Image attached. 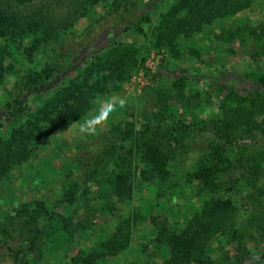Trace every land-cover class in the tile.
I'll use <instances>...</instances> for the list:
<instances>
[{
    "label": "trees",
    "instance_id": "trees-1",
    "mask_svg": "<svg viewBox=\"0 0 264 264\" xmlns=\"http://www.w3.org/2000/svg\"><path fill=\"white\" fill-rule=\"evenodd\" d=\"M4 1L0 0V182L15 166L36 157L53 132H64L82 120L93 101L120 88L134 70L152 82L162 79L168 72L165 65L154 74L146 66L156 47L179 59L181 41L238 16L258 0H176L159 14L156 35L144 27L151 25L164 0H13L6 6ZM97 5L106 11L89 14ZM126 15L136 22L125 25ZM83 19H88L87 26L77 30ZM241 24L227 35L208 31L209 41L217 44L237 39L243 55L256 65L242 75L250 88L239 91L235 83L219 87L218 115L188 125L175 120L167 107L156 116L161 121L155 125L138 126L133 115L130 121L109 119L106 130L98 131L102 150L97 154L96 145H85L84 158H91L92 164L83 157H58L63 177H51L59 176L62 192L57 205L67 214L52 210L39 186H30L26 199H12L5 211L0 209L2 220L28 214L43 223L39 249L32 254L30 248L32 259L23 264H105L120 255L129 258L128 264H139L149 246L135 247L138 218L133 207L114 219L112 232L95 233L87 215L104 213L101 201H130L134 170L140 169L142 182L156 193L159 184L171 183L177 152L192 153L197 136L206 138V151L186 172L184 182L190 190L187 200L202 204V209L182 221L173 217L171 224L152 218L148 243L160 253V262L141 264H256L248 244L264 245V70L257 65L264 54V29ZM130 34L136 36L133 43L125 41ZM196 51L189 54L198 58ZM58 158L50 159L55 163ZM48 169L57 171L56 166ZM93 184L98 185L95 192ZM172 188L179 196L178 185ZM177 198L184 201L182 195ZM79 232L95 236L90 250L77 249ZM17 258L15 254V262Z\"/></svg>",
    "mask_w": 264,
    "mask_h": 264
},
{
    "label": "rangeland",
    "instance_id": "rangeland-1",
    "mask_svg": "<svg viewBox=\"0 0 264 264\" xmlns=\"http://www.w3.org/2000/svg\"><path fill=\"white\" fill-rule=\"evenodd\" d=\"M175 1L164 0L161 9L153 15L151 25L144 27L149 35H156L159 14L165 13ZM4 2L6 6L12 4L13 0H5ZM106 9L104 5H97L89 14L92 13L91 15L98 16L103 14ZM125 22L127 23L125 25H129V23L136 22V19L131 15H126ZM241 23H245L244 25L251 24L254 29H256V26L260 30L264 29V0H258L252 8L238 16L219 22L211 28H206L204 32L195 35L190 41H181V44H179V46L181 45L180 51L178 52L179 59L174 58L171 52L164 48L156 47L152 50L146 62L151 74L156 73L158 68L163 65H165L168 72H164L163 78L159 81L152 82L150 81V76H145L141 70H134L126 81L119 84L120 88L109 93H117L127 100L126 107L118 109L109 119L120 122L124 121V119L130 121L131 117L132 119L134 117L133 121L138 126H144L148 123L155 125L161 121L156 116L158 117V114L163 109L167 110V107H171L175 120H180L181 123L188 125H191L194 120H205L218 115L219 87L223 84L235 83V87L239 91L250 88L251 85L242 79V75L245 72L255 70L256 65L243 55L240 42L237 39L230 40L226 44H217L209 41L210 32L208 31H215V33L222 31L224 35H227L229 31H236L238 27H241ZM87 24L88 19H83L76 24L75 28L83 30ZM133 38H136V36L130 34L125 41L133 43ZM194 42L198 45L197 47L194 46ZM100 43H102V47L105 45L103 40H99L98 44ZM156 45L158 44L155 43L154 46ZM262 45H264V42ZM193 48L197 49L198 58H194L189 54ZM260 58L261 60L257 65L264 70V54ZM203 75L210 80H206ZM103 97H106V95L99 98ZM130 115L133 116L130 117ZM108 124L109 122L101 131L106 130ZM99 140V133L91 138L81 139L74 126L64 132H53L50 135V139L40 146L36 157L27 163L15 166L8 172L4 180L0 182V209L5 211L6 206L10 205L12 199L19 202L23 198L26 199L29 196L30 186H39L38 188H42L45 192V198L51 205L49 207L57 212L67 214L68 211L65 212L63 207L60 208L57 205L62 192L61 186L58 184L60 181L58 180L59 176L51 177V174L56 175V173H61L60 177H63L62 160L58 157H70L69 160L75 157H83L82 160L84 159L83 161L86 164H92L93 160L91 158L89 160L84 158L85 145H96V153L98 154L102 150ZM196 143V145L192 146V153L182 154L181 150L177 152V156L171 164V183L167 181L159 184L160 188L157 189V193L155 189L146 188L140 176V169L134 170L130 182L132 190L131 200L121 202L117 199H112L108 203L101 201L104 213L94 212L93 216L95 215V217L93 218L91 213L87 215L94 223L93 231L97 234L102 233L104 230L112 232L113 221H117L114 219L124 215L125 211L130 209L129 207H133V213H136L138 218V224L134 229L135 247L138 243L149 246L146 255L141 256L138 259V263L141 264L146 260L159 263L160 253L155 251L148 243L150 238L149 229L154 227L152 218L159 224L162 222L171 224L173 217L182 221L183 218L189 219L202 209V204L187 200L189 199L190 190L187 188L186 182H184L186 172L191 171L196 166L200 156L206 151L204 145L206 138L203 139L197 136ZM58 149L60 151H57ZM51 157L59 160L53 163L51 162ZM53 166L57 167V171L51 173L52 171L48 168ZM46 176H48V179H46ZM45 180L47 184H45ZM174 184L178 185V189L181 190L179 196L173 194L172 186ZM97 187L98 185L96 184L91 185L92 191L95 192ZM181 195L184 201L177 198ZM83 212L79 211L77 214H82ZM8 218L2 220L3 214H0L2 223L0 227V264H23V260L27 259V261H30L32 259L31 254H28L30 248L32 254L39 249L42 237V233L40 234L39 231L41 227L43 228V223L41 220H33L28 214H11ZM139 221H142V223H139ZM32 239L35 240L33 244L31 243ZM95 239L93 235L88 236L79 232L75 236L77 249L90 250L92 247L89 246L91 243H95ZM249 251H251L250 257L256 264L264 262V245L255 247L250 243L248 244ZM15 254L18 256L16 262L14 260ZM230 254H234L233 250L230 251ZM51 257L45 260V263H50ZM128 259L124 255H120L116 258H109L105 264H128L130 261ZM246 264H249V262Z\"/></svg>",
    "mask_w": 264,
    "mask_h": 264
},
{
    "label": "clouds",
    "instance_id": "clouds-1",
    "mask_svg": "<svg viewBox=\"0 0 264 264\" xmlns=\"http://www.w3.org/2000/svg\"><path fill=\"white\" fill-rule=\"evenodd\" d=\"M93 104L92 111L73 125L81 139L95 136L99 130L107 125L109 118L118 109L126 107L127 100L117 93H111L106 97L93 101Z\"/></svg>",
    "mask_w": 264,
    "mask_h": 264
},
{
    "label": "crops",
    "instance_id": "crops-1",
    "mask_svg": "<svg viewBox=\"0 0 264 264\" xmlns=\"http://www.w3.org/2000/svg\"><path fill=\"white\" fill-rule=\"evenodd\" d=\"M73 125H74V124H73ZM73 125H72V126H73Z\"/></svg>",
    "mask_w": 264,
    "mask_h": 264
}]
</instances>
